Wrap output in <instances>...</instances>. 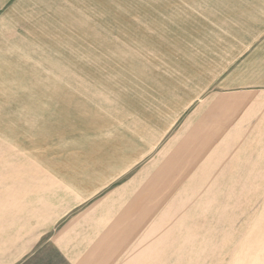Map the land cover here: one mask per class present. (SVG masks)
Returning <instances> with one entry per match:
<instances>
[{"label":"rangeland","instance_id":"1","mask_svg":"<svg viewBox=\"0 0 264 264\" xmlns=\"http://www.w3.org/2000/svg\"><path fill=\"white\" fill-rule=\"evenodd\" d=\"M263 16L260 0H0V207L41 179L140 198L149 233L165 222L141 264H264Z\"/></svg>","mask_w":264,"mask_h":264},{"label":"crops","instance_id":"2","mask_svg":"<svg viewBox=\"0 0 264 264\" xmlns=\"http://www.w3.org/2000/svg\"><path fill=\"white\" fill-rule=\"evenodd\" d=\"M260 6L264 14V0ZM20 184V191L5 193L7 203L0 207L13 230L0 264H141L148 243L161 245L165 222L158 219V230L150 235L148 223H141L140 198H95L45 179Z\"/></svg>","mask_w":264,"mask_h":264}]
</instances>
